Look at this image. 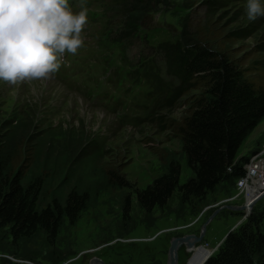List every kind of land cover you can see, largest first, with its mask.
<instances>
[{"label":"trees","instance_id":"trees-1","mask_svg":"<svg viewBox=\"0 0 264 264\" xmlns=\"http://www.w3.org/2000/svg\"><path fill=\"white\" fill-rule=\"evenodd\" d=\"M164 1L120 0L123 9L118 28L130 39L139 36L141 28H148L143 25L144 18ZM183 3L189 11L195 5L206 9L200 24L190 27V22L184 23L179 36L156 43L171 82L164 83L155 70V53L137 69L168 87L147 115L169 128L178 142V148L156 146L154 152L163 170L146 186L133 188L121 167L100 164L102 150L92 134L38 127L34 118L4 121L6 130L0 135V230L8 231L5 235L16 249L22 238L35 240L44 235L48 244L57 243L60 231L75 225L81 212L103 191H125L121 219L116 229L105 235L107 240L114 233L125 236L135 227L134 195L142 211L151 214L156 208H166L176 194L180 207L193 214L216 199L213 193L229 194L235 188L236 179L245 173V163L260 149L257 146L238 156L242 143L264 119V28L261 40L250 51L240 53L233 42L255 36L261 25L248 21L227 28L222 15L217 14L225 0ZM145 34L148 38L147 31ZM181 98L184 106L179 116L163 112ZM183 160L191 174L181 182ZM263 216L262 211H252L245 222L228 232L204 264H264ZM72 252L74 249L68 248L65 253ZM58 255L55 252L54 258H49L55 261L60 259ZM36 256L33 252L29 257Z\"/></svg>","mask_w":264,"mask_h":264},{"label":"rangeland","instance_id":"rangeland-1","mask_svg":"<svg viewBox=\"0 0 264 264\" xmlns=\"http://www.w3.org/2000/svg\"><path fill=\"white\" fill-rule=\"evenodd\" d=\"M84 1L32 0L26 10L31 18L59 16L68 21L79 16L74 12L75 4ZM119 1L108 0L109 5L115 9L113 23L116 19L118 22L122 14L123 6ZM183 2L184 0H165L159 5L158 10L152 12L153 24L148 28L152 29L154 26L155 28L153 35L148 38L130 39L119 28L111 25L110 31L102 38L100 44L110 54H117L119 51L126 53L129 60L120 61V66L127 72L124 77L114 75L108 78V75H103L95 66L86 64L85 69L81 71L82 75H79L81 72L75 75L79 76L80 80L89 76V81L83 82L71 91L42 72L24 77L13 76L11 67L14 65L10 67L0 58V135L6 130L4 121L20 118H24L23 121L34 118L38 120V127L48 126L50 129L55 127L54 129L59 132L72 130L75 133L92 134L93 141L102 150L100 164H115L121 167V173L131 182L133 188L146 186L163 170L154 152L156 146L178 148V142L169 128L166 130L160 121H151L150 116H145L146 111H139L134 106L132 99L137 101L145 96L151 98L155 97L156 93L146 95V83L137 82L129 72L130 68L147 61L156 53L157 41L179 36L184 23L190 22V27L200 24L206 7L195 5L189 11ZM225 2L226 5L218 8L217 14L222 15L221 21L227 28L248 21L261 25L255 36L233 42V46L240 47L238 50L240 53L250 51L254 44L261 40L259 38L264 28V0ZM91 9L98 15L103 13L102 4L96 0ZM234 18L236 19L232 21ZM129 20L128 18L127 21ZM7 22L14 25V32L8 33L9 30L5 28L0 30V45L11 37L14 38L19 31V27L12 21ZM99 28L101 24L98 20H94L89 26V42L83 49L85 53L91 55L93 49L98 48L95 34ZM159 64L165 72V61L160 55ZM166 81L171 82L169 79ZM174 82L177 83L178 80L175 79ZM183 106L184 98H181L172 108H163V112L179 116ZM140 114L143 118L139 120ZM57 136L62 135L58 133ZM257 146L260 147L257 152L264 149V119L242 143L238 156L248 153ZM251 157L252 155L250 159ZM190 174L191 169L183 160L180 181H185ZM254 187L261 189L262 184L258 181ZM250 190L252 196L258 193L254 188ZM124 192L121 189L101 192L99 197L81 212L75 225H67L60 231L58 244H48L44 241L43 235L36 237L35 240L22 238L16 249L10 236L5 235L8 231L1 229L0 264H91L94 257H100L109 264H167L172 237L201 233L203 224L209 218L203 240L210 244V248L202 246V240L193 250L187 249L185 244L178 249V264H202L212 249L215 248L212 253L216 252L226 233L247 219L245 209H236V205L244 202V195L239 193L237 187L229 194L220 190L213 193L211 196H216V199L193 214L180 207L176 194L169 200L166 208H156L151 214L142 211L134 195L132 217L135 227L125 236H118L115 233L113 235L111 231L113 237L106 240L105 235L116 229V223L121 219ZM232 196L235 197L228 199ZM224 204L232 205L233 208L221 207ZM252 211L264 212V196L255 202ZM212 215L214 216L211 217ZM261 227L264 231V216ZM68 248L74 249V252L67 256L65 252ZM33 252L37 255L34 259L29 257ZM55 252L59 254L60 259L54 261L52 259Z\"/></svg>","mask_w":264,"mask_h":264},{"label":"built area","instance_id":"built-area-1","mask_svg":"<svg viewBox=\"0 0 264 264\" xmlns=\"http://www.w3.org/2000/svg\"><path fill=\"white\" fill-rule=\"evenodd\" d=\"M255 176V179L259 181V184H262V188L258 189L260 192H264V149L254 153L252 155L250 161L245 163V173L236 179V186L239 190V193H243L244 202L247 205L245 209L246 216H248L251 212L252 207L249 206L252 201V192L249 189L253 183L252 178ZM262 178V179H261ZM235 196L229 197L228 199H233ZM251 197V198H248ZM247 210V211H246ZM202 246L206 248H210V244L207 241H202ZM208 245V246H206ZM212 246V245H211Z\"/></svg>","mask_w":264,"mask_h":264},{"label":"water","instance_id":"water-1","mask_svg":"<svg viewBox=\"0 0 264 264\" xmlns=\"http://www.w3.org/2000/svg\"><path fill=\"white\" fill-rule=\"evenodd\" d=\"M262 196H264V192L254 195L252 197V201L250 202L249 206L252 207L255 204V202ZM224 206H229V207L233 208L232 205H225V204L222 205L221 207H224ZM246 208H247L246 203H243L241 205H236V209H238V210H244ZM213 216L214 215H212L211 217H213ZM245 216H246V213H245ZM209 220L210 219L208 218L207 222H209ZM207 222L203 224V229H202L201 233H199V234L191 233V234H184V235H176V236L172 237L170 248H169V257H168L167 264H178V257H179L178 249L181 245L185 244L187 249L193 250L194 247H196V245L200 244L199 242H201L204 238L205 227L207 225ZM227 234L228 233H226L224 238L227 236ZM214 250H215V248L211 250V253H209L207 255V257L204 259L202 264H204V262L212 254V251H214ZM95 261H99V264H109V263L105 262L103 259H101L100 257H94V261H92L91 264H94Z\"/></svg>","mask_w":264,"mask_h":264},{"label":"bare ground","instance_id":"bare-ground-1","mask_svg":"<svg viewBox=\"0 0 264 264\" xmlns=\"http://www.w3.org/2000/svg\"><path fill=\"white\" fill-rule=\"evenodd\" d=\"M6 30H9L8 31V33H11V32H14L13 30H14V27H13V25L11 24V23H8V24H5L4 26H3ZM251 181H253V182H255V183H253L251 186H249V189H251V188H254L256 191H258V193H255L254 195H256V194H259V193H263V192H260L258 189L259 188H257V187H254V184H256L257 182H258V180L257 179H255V176H253V178H252V180ZM252 194V193H251ZM253 195V196H254ZM195 248V247H194ZM211 253V252H210ZM207 257V256H206ZM205 257V258H206ZM204 261V260H203ZM203 263V262H202ZM94 264H99V261H95L94 262Z\"/></svg>","mask_w":264,"mask_h":264}]
</instances>
